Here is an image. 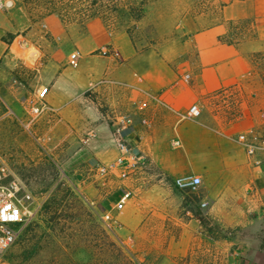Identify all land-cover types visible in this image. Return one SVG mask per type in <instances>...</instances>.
Wrapping results in <instances>:
<instances>
[{
    "label": "rangeland",
    "instance_id": "obj_1",
    "mask_svg": "<svg viewBox=\"0 0 264 264\" xmlns=\"http://www.w3.org/2000/svg\"><path fill=\"white\" fill-rule=\"evenodd\" d=\"M6 1L12 2L8 8ZM223 14L216 0H0V46H12L9 56L0 57V155L45 200L4 264H181L171 251L188 230L203 237L195 240V264H226L227 250L217 241L233 242V249L246 229H227L213 219L199 206L201 188L179 191L148 165L126 176H101L97 164L110 162L97 158V149L78 145L60 115L30 123L23 109L24 99L46 86L39 67L51 59L65 63L75 50L72 36L93 19L112 32H126L140 55L170 59L184 71L199 68L200 37L219 25L224 33L207 42L248 48L253 66L247 95L259 102L264 122V47L250 20L226 23ZM115 122L112 116L113 140ZM85 154L89 159L81 162ZM124 190L132 199L110 228L102 216ZM190 220L198 227L187 225ZM257 234L264 248V233Z\"/></svg>",
    "mask_w": 264,
    "mask_h": 264
},
{
    "label": "crops",
    "instance_id": "obj_2",
    "mask_svg": "<svg viewBox=\"0 0 264 264\" xmlns=\"http://www.w3.org/2000/svg\"><path fill=\"white\" fill-rule=\"evenodd\" d=\"M216 1L224 5L226 23L250 20L264 47V0ZM225 29L218 25L200 37L199 68L184 71L170 59L140 55L126 32H112L93 19L83 33L72 36L81 54L77 70L68 57L62 65L51 59L39 72L49 88V104L59 109L55 115L67 123L78 145L97 149L94 155L100 160L114 161L122 153L109 131V119L115 117L117 127L124 122L128 158L139 159L172 182L190 173L200 176L199 206L207 203L204 208L227 229H246L233 249L235 243L217 241L227 250L225 263L264 264L263 239L257 234L264 233V154L250 157L237 141L239 134L251 131L264 140L262 108L247 95L253 66L248 48L207 42ZM7 47L0 46V57L12 53V46ZM236 85L244 90L243 101L238 107L225 106L218 93ZM193 105L201 115L181 119ZM175 140L182 146L175 148ZM88 159L85 154L81 162ZM196 222L187 225L198 227ZM201 239L200 233L188 230L175 241L171 254L181 264H195V240Z\"/></svg>",
    "mask_w": 264,
    "mask_h": 264
},
{
    "label": "built area",
    "instance_id": "obj_3",
    "mask_svg": "<svg viewBox=\"0 0 264 264\" xmlns=\"http://www.w3.org/2000/svg\"><path fill=\"white\" fill-rule=\"evenodd\" d=\"M11 5V1L4 2V7L6 8ZM108 53V49L102 51V54L105 56ZM80 58L81 54L79 51H72L68 58L69 65L72 68H78ZM186 78L188 79L189 76H186ZM48 94L49 88L47 86H41L33 96L24 99L23 109L30 123L47 115H55L59 112L58 108L49 104L47 100ZM217 96L223 100L225 106L229 104L231 107H238L241 101H243L244 90L241 86L236 85L222 89ZM200 115V108L197 105H193L189 112L181 114L180 118L183 120L197 119ZM262 117L264 118V113ZM123 125L124 122H121L113 133L114 141L122 155L110 163L97 164L96 171L101 176L109 174L126 176L134 168L145 166L139 159L127 157L130 153V147L126 141L127 131L125 127H122ZM237 141L250 157H257L264 154V140L257 138L252 131L239 134ZM172 145L175 148H179L182 146V143L180 140H175ZM202 184L203 179L192 173L174 180V185L178 189L190 193H197ZM131 199L132 192L124 190L120 199L102 216L103 223L111 228V225L117 222L118 216L125 211L127 203ZM44 203V198L39 197L38 200L25 182L9 169L6 161L0 155V264H4L7 253L21 238L25 228L33 222ZM206 206L207 203H201L202 208Z\"/></svg>",
    "mask_w": 264,
    "mask_h": 264
},
{
    "label": "trees",
    "instance_id": "obj_4",
    "mask_svg": "<svg viewBox=\"0 0 264 264\" xmlns=\"http://www.w3.org/2000/svg\"><path fill=\"white\" fill-rule=\"evenodd\" d=\"M169 181H171V180H169ZM171 182H172V181H171ZM172 183H173V185H174V182H172ZM174 187H175L177 190H179V191L187 192V191H183V190L178 189L175 185H174Z\"/></svg>",
    "mask_w": 264,
    "mask_h": 264
}]
</instances>
